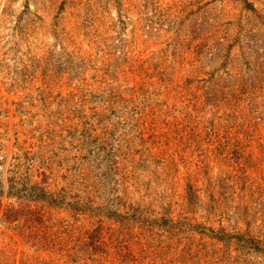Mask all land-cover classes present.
<instances>
[{"label":"rangeland","instance_id":"1","mask_svg":"<svg viewBox=\"0 0 264 264\" xmlns=\"http://www.w3.org/2000/svg\"><path fill=\"white\" fill-rule=\"evenodd\" d=\"M0 264H264V0H0Z\"/></svg>","mask_w":264,"mask_h":264}]
</instances>
